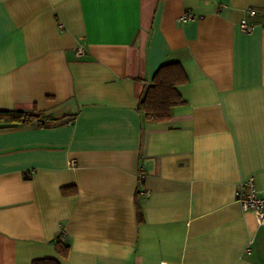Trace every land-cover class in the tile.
Listing matches in <instances>:
<instances>
[{"label": "crops", "instance_id": "crops-1", "mask_svg": "<svg viewBox=\"0 0 264 264\" xmlns=\"http://www.w3.org/2000/svg\"><path fill=\"white\" fill-rule=\"evenodd\" d=\"M173 61L184 103L150 120ZM35 108L0 125V264H264L235 199L264 190V0H0V109Z\"/></svg>", "mask_w": 264, "mask_h": 264}, {"label": "trees", "instance_id": "trees-1", "mask_svg": "<svg viewBox=\"0 0 264 264\" xmlns=\"http://www.w3.org/2000/svg\"><path fill=\"white\" fill-rule=\"evenodd\" d=\"M186 81V75L179 62H167L159 66L154 73L150 85L143 90L138 110L153 121L167 120L174 106L184 103L183 98L178 93L176 86ZM57 120L46 115L40 110H22V109H0V125L5 126H45L52 121ZM64 196L76 193V189L69 186L61 188ZM137 213L140 215V206L137 204ZM58 251L66 254L68 247L62 244L60 240L57 242ZM32 264H59L53 258L35 259Z\"/></svg>", "mask_w": 264, "mask_h": 264}, {"label": "built area", "instance_id": "built-area-1", "mask_svg": "<svg viewBox=\"0 0 264 264\" xmlns=\"http://www.w3.org/2000/svg\"><path fill=\"white\" fill-rule=\"evenodd\" d=\"M256 10L247 9L246 16H255ZM191 17L190 14H185L180 17L181 21H187ZM247 17H243L239 23V27L243 32H250L254 29L255 24L249 22ZM82 48L77 50L78 54H81ZM143 178L142 172L139 173V180ZM144 193L147 194L148 191L144 190ZM235 199L240 204L243 211H251L256 217L258 224H264V190H260L256 187L253 177H250L242 181L236 192Z\"/></svg>", "mask_w": 264, "mask_h": 264}]
</instances>
